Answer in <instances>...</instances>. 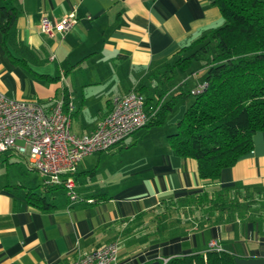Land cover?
<instances>
[{"label":"crops","instance_id":"obj_1","mask_svg":"<svg viewBox=\"0 0 264 264\" xmlns=\"http://www.w3.org/2000/svg\"><path fill=\"white\" fill-rule=\"evenodd\" d=\"M6 1L17 16L7 34L0 30V92L43 108L54 101L69 104L71 132L77 135L94 130L115 97L145 87L155 101L158 76L169 68L165 64L223 24L213 0ZM70 14L78 22L65 35L41 33L43 18L57 22ZM198 72L194 77L175 74L165 85L167 99L188 96L204 82L206 70ZM190 80L193 85L186 88ZM188 106L187 101L184 108ZM179 120L180 113L161 126L138 130L108 152L83 157L77 164L76 191L82 199H94L91 204L69 205L57 189L46 194L51 208L39 210L27 203L26 192L39 193L43 178L10 179L0 170V264H72L113 241L118 243V264H161L171 257L203 254L213 239L236 257L264 258V132L254 133L252 150L219 177L220 188L240 185L250 200L224 217L211 212L206 223L199 213L181 209L188 197L212 186L198 177L193 159L169 149L167 136L175 133ZM3 154H8L6 170L10 157L27 164L24 157ZM165 207L177 224L171 231V219L164 215L163 233L154 234L152 221Z\"/></svg>","mask_w":264,"mask_h":264},{"label":"trees","instance_id":"obj_2","mask_svg":"<svg viewBox=\"0 0 264 264\" xmlns=\"http://www.w3.org/2000/svg\"><path fill=\"white\" fill-rule=\"evenodd\" d=\"M8 3L5 0L0 8L3 34L10 31L17 16L16 9ZM212 4L219 9L222 26L181 48L176 54L178 58L172 64H165V67L171 66L172 75L165 72L161 81L167 84L175 73H189L196 64L206 70V88L194 96L193 103L178 121L175 133L167 136L173 154L193 159L198 177L212 186L188 197L181 208H188L192 214L199 213L206 223L212 219L211 212L224 217L239 211L242 201L250 200L251 195L245 194L247 189L240 185L220 188L219 177L223 169L232 167L252 150L253 134L264 132V1L213 0ZM183 52L188 55L183 56ZM178 97L181 95L163 104L146 127L163 125ZM152 101V97L145 96L147 112L154 110ZM40 187L39 193L27 189L26 199L30 206L46 211L51 208L46 194L60 188L44 184ZM168 210L165 207L162 214L156 216L158 223H154L152 233H163L161 218L165 215L170 220L173 215ZM179 215L185 219L186 210ZM169 224L173 231L177 224L175 218ZM235 257L224 251H209L171 257L166 264H235Z\"/></svg>","mask_w":264,"mask_h":264},{"label":"built area","instance_id":"obj_3","mask_svg":"<svg viewBox=\"0 0 264 264\" xmlns=\"http://www.w3.org/2000/svg\"><path fill=\"white\" fill-rule=\"evenodd\" d=\"M78 20L70 14L57 22L43 18L41 33L53 31L65 35ZM206 88L201 83L192 95ZM64 111L63 101H54L49 108L35 102L17 101L0 92V154L13 153L26 159L28 167L41 175L46 187L66 192L69 205L91 204L76 191L74 176L78 162L93 153L108 152L138 130L146 127L154 111H146L145 98L130 91L111 100L109 112L94 130L84 135L71 132L70 105ZM222 251L218 240H210L206 252ZM167 260H163L166 264ZM72 264H118V243H106L100 249L77 257Z\"/></svg>","mask_w":264,"mask_h":264},{"label":"rangeland","instance_id":"obj_4","mask_svg":"<svg viewBox=\"0 0 264 264\" xmlns=\"http://www.w3.org/2000/svg\"><path fill=\"white\" fill-rule=\"evenodd\" d=\"M186 55H188V53L186 54ZM185 55V56H186ZM166 67H169V68H167L166 69V74L167 75H169V74H171L170 72L172 71V68H171V66H166ZM201 70H205V69H201L200 67H199V65H194V67H193V69L191 70V71H189V73H185L186 74V76L188 75V74H191V76L192 77H194V76H196L199 72L198 71H201ZM175 74H180V73H175ZM166 75V76H167ZM172 75V74H171ZM170 75V76H171ZM156 77V76H155ZM159 77V81H158V83H157V87H156V89H157V91H159V95L161 94V96L159 97V96H156V98H155V101H152V105L154 106V104H155V107H154V115L156 114V112L160 109V107L161 106H163V104H165L166 102H168L169 100H171L172 98H174V97H177L178 96V94H174V95H172V96H170L168 99H167V97H166V94H167V91L165 90V85L166 84H162V79H163V77H162V75H160V76H158ZM157 77V78H158ZM164 79H167V77H164ZM178 81H179V79L177 80V83H178ZM169 83V82H168ZM202 83H204V82H202ZM151 84H149V87L148 88H150L151 86H150ZM193 85V81H188V83L186 84V88H189V87H191ZM201 85V83L199 84V85H197L194 89H192L191 91H193V90H196V88H198V86H200ZM153 86V85H152ZM153 89H155L154 88V86H153ZM185 89V88H184ZM138 93H140L141 95H143V97L145 98V96H148V93H147V90H146V88L144 87L143 89H141L140 90V88H138L137 90H136ZM185 91H187V90H185ZM191 91H189V93H188V96H182V97H178V98H176V103L173 105V107H172V110L170 111V112H168L167 114H166V118H174L175 116H177L179 113H180V119H181V117H182V115H183V113L185 112V108H184V105H185V102H190V105H191V103H193V101H194V96L195 95H192L191 94ZM167 99V100H166ZM166 100V101H165ZM189 107V106H188ZM185 109V110H184ZM154 117V116H153ZM5 155H8V154H0V170L3 172V173H7L8 175H9V178L10 179H12V176L13 175H15V176H17V177H19V178H21V179H23V180H27V181H36V180H38L39 179V176L40 177H42L41 175H39L37 172H35V171H33V170H31L29 167H28V165L26 164V163H24L23 161H21L20 160V158H18V157H10V158H8V161L11 163L7 168V170L5 169V164L3 163V159H4V157H5ZM43 178V177H42ZM43 180H44V178L43 179H41V183H43ZM40 183V182H39ZM61 195L62 194H65V196H66V192L64 191V190H61L60 192H59ZM168 211H170V209L168 210ZM152 218H153V216H152ZM155 220V224H157V218L156 219H154ZM205 253V252H204ZM161 264H163V262L161 263Z\"/></svg>","mask_w":264,"mask_h":264},{"label":"water","instance_id":"obj_5","mask_svg":"<svg viewBox=\"0 0 264 264\" xmlns=\"http://www.w3.org/2000/svg\"><path fill=\"white\" fill-rule=\"evenodd\" d=\"M151 264H159V262H154ZM235 264H264V258L246 259V258L235 257Z\"/></svg>","mask_w":264,"mask_h":264}]
</instances>
